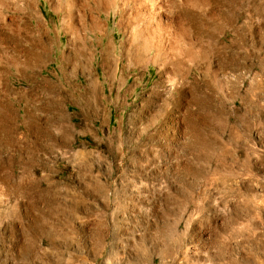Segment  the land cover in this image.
Segmentation results:
<instances>
[{
  "label": "rangeland",
  "instance_id": "obj_1",
  "mask_svg": "<svg viewBox=\"0 0 264 264\" xmlns=\"http://www.w3.org/2000/svg\"><path fill=\"white\" fill-rule=\"evenodd\" d=\"M156 2L0 0V264H264V0Z\"/></svg>",
  "mask_w": 264,
  "mask_h": 264
},
{
  "label": "bare ground",
  "instance_id": "obj_2",
  "mask_svg": "<svg viewBox=\"0 0 264 264\" xmlns=\"http://www.w3.org/2000/svg\"><path fill=\"white\" fill-rule=\"evenodd\" d=\"M157 2H156V0H150V3H149V5L147 6V11L148 12H150V11H152V9H154L155 8V6L157 5L156 4ZM154 11V10H153ZM142 19H146V17H143L142 16ZM184 23V22H183ZM167 42V41H166ZM148 47V46H147Z\"/></svg>",
  "mask_w": 264,
  "mask_h": 264
}]
</instances>
